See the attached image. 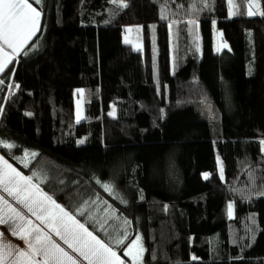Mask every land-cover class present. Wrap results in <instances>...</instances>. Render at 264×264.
Listing matches in <instances>:
<instances>
[{
    "label": "trees",
    "instance_id": "16d2710c",
    "mask_svg": "<svg viewBox=\"0 0 264 264\" xmlns=\"http://www.w3.org/2000/svg\"><path fill=\"white\" fill-rule=\"evenodd\" d=\"M29 2L39 29L0 76V156L126 264L137 237L142 264H264V15L249 0Z\"/></svg>",
    "mask_w": 264,
    "mask_h": 264
},
{
    "label": "snow or ice",
    "instance_id": "6c2138e0",
    "mask_svg": "<svg viewBox=\"0 0 264 264\" xmlns=\"http://www.w3.org/2000/svg\"><path fill=\"white\" fill-rule=\"evenodd\" d=\"M254 6L249 4V15L253 14L251 8ZM40 15V11L29 0H0V72L38 31ZM6 49H11V52ZM4 147L11 149L14 145L4 143ZM29 155L34 157L37 154L25 153V158ZM104 187L111 190L108 185ZM0 191L7 193L16 204L26 209L43 225L40 227L35 224L4 196H0V224L10 225L12 235L26 245V248H21L6 242L4 234L0 232V264H79L76 257L87 261V264H124L112 247L89 231L52 196L42 191L33 183L32 177L24 176L3 157H0ZM228 208L231 216L232 205L229 204ZM53 235L67 245L76 257L65 251L53 239ZM139 239L137 237L124 252L133 264H136L143 252ZM117 243L122 241L118 240Z\"/></svg>",
    "mask_w": 264,
    "mask_h": 264
},
{
    "label": "rangeland",
    "instance_id": "374dc122",
    "mask_svg": "<svg viewBox=\"0 0 264 264\" xmlns=\"http://www.w3.org/2000/svg\"><path fill=\"white\" fill-rule=\"evenodd\" d=\"M31 1H35L36 0H31ZM249 4H254L255 6L251 8V11H252V15H249ZM264 15V12H263V8L261 6V3L259 2V0H249L248 2V16L249 17H261ZM39 23H40V19H39ZM38 32V31H37ZM37 32L34 34V36L37 34ZM33 36V37H34ZM32 37V38H33ZM31 38V39H32ZM31 39L29 40V42L31 41ZM126 40L127 42L126 43H130L133 45L134 47V50L136 51H142L143 50V38H142V31L138 30V29H131V31H127L126 33ZM28 42V43H29ZM27 43V44H28ZM226 49H229L228 47V44L225 42L224 40V36H223V33L222 32H219L218 33V36H217V43H216V50L218 52H221V51H224ZM7 52H11V49H6ZM18 55H16L14 58L11 59V62L13 60L16 59ZM10 62V63H11ZM8 63L5 67H4V70L5 68L10 64ZM3 70V71H4ZM0 72V76L1 74L3 73ZM82 93V95H81ZM84 95H85V92L84 90H77L75 92V110H76V119L77 121H81L83 119V109H84ZM22 164L24 165H28L29 162L27 159H22L21 161ZM10 164V163H9ZM234 215V211H233V207H232V215L230 216L231 218L233 217ZM139 245L142 246L143 248V244H142V241L141 239H139ZM127 250V249H126ZM118 255V254H117ZM119 256V255H118ZM121 258V257H120ZM142 258H143V252H142V255H141V258L136 262V264H142ZM122 259V258H121ZM126 259L129 261V264H133V261L128 257L126 256ZM123 260V259H122ZM124 264H126L124 262Z\"/></svg>",
    "mask_w": 264,
    "mask_h": 264
},
{
    "label": "crops",
    "instance_id": "0c3cea01",
    "mask_svg": "<svg viewBox=\"0 0 264 264\" xmlns=\"http://www.w3.org/2000/svg\"><path fill=\"white\" fill-rule=\"evenodd\" d=\"M1 157V156H0ZM11 165V164H10ZM13 167V166H12ZM14 168V167H13ZM18 171V170H17ZM22 173V172H21ZM23 174V173H22ZM24 175V174H23ZM25 176V175H24ZM34 184L38 185L35 181H33ZM39 186V185H38ZM40 187V186H39ZM41 188V187H40ZM42 189V188H41ZM42 191H44L42 189ZM45 193H47L46 191H44ZM48 194V193H47ZM49 195V194H48ZM0 196H4L5 199H7L9 201V203H11L13 205V207H16L18 210H20L25 216H27L29 219H31L35 224L40 225V222L38 220H36V218L34 216L31 215V213H28L26 209H23L20 205L16 204L14 200H12L11 197H9L7 195V193H4L3 191H0ZM40 227H43V225H40ZM45 231H47V229H44ZM0 232H2L4 234L5 237V241L12 243L16 246H19L21 248H26V245L23 244V241H21L18 237L13 236L11 233V229H10V225L8 224H0ZM53 239L60 244L61 247H63L65 249V251L69 252L70 255L76 257V254L73 253L71 251V249H69L67 247V245H65L62 241H60L57 237H55L53 235ZM143 255H144V248H143ZM77 260L79 261V264H87V261L83 260L82 258L76 257Z\"/></svg>",
    "mask_w": 264,
    "mask_h": 264
},
{
    "label": "built area",
    "instance_id": "2783aa9c",
    "mask_svg": "<svg viewBox=\"0 0 264 264\" xmlns=\"http://www.w3.org/2000/svg\"><path fill=\"white\" fill-rule=\"evenodd\" d=\"M17 85L12 83L9 88L10 95H12L16 91Z\"/></svg>",
    "mask_w": 264,
    "mask_h": 264
}]
</instances>
